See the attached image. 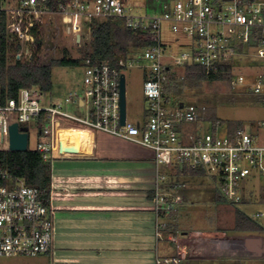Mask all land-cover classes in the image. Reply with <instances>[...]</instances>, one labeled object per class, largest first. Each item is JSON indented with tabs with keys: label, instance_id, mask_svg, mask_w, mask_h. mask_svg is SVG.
Instances as JSON below:
<instances>
[{
	"label": "built area",
	"instance_id": "obj_1",
	"mask_svg": "<svg viewBox=\"0 0 264 264\" xmlns=\"http://www.w3.org/2000/svg\"><path fill=\"white\" fill-rule=\"evenodd\" d=\"M0 11L6 14L7 39L17 46L10 56L17 60L32 58L37 32H45L46 25L56 33L59 29L69 32L79 41L82 26L89 31L93 18L118 16L127 27L144 29L155 38L154 44L120 58L115 66L84 57L80 87L57 101L43 103V92L34 86L21 88L16 97L5 101L0 98V150H9L10 123L17 122L28 132L27 124L33 120L37 128L34 148L45 161L51 162L60 131H103L152 150L156 167L163 164L167 172L202 169L230 203L241 201L242 181L254 171L264 178V136L242 126L228 133L226 125L220 134L218 127L223 125L219 122L205 131L191 130L187 125L206 119V106L172 101L163 95L171 76L175 77L174 67L199 64L215 72L220 65L233 67L248 54L251 65L260 71L253 73L250 90L264 103V0H174L155 15H133L121 0H0ZM164 23L175 34V42L183 36L186 49L165 51ZM134 65L144 69L147 105L141 118L132 121L126 116L121 124L120 78L125 67ZM240 85H245V76L232 75L229 86ZM68 104L83 108L84 113L70 112ZM42 114L47 124L39 127ZM258 124L264 131V119ZM160 173L158 179H164ZM0 178L4 180L0 185V257L51 253L56 226L50 200L45 203L38 188L1 165ZM180 200L178 194L160 192L156 186L152 199L156 217L174 211ZM155 262L184 264L177 256L159 257Z\"/></svg>",
	"mask_w": 264,
	"mask_h": 264
},
{
	"label": "crops",
	"instance_id": "obj_2",
	"mask_svg": "<svg viewBox=\"0 0 264 264\" xmlns=\"http://www.w3.org/2000/svg\"><path fill=\"white\" fill-rule=\"evenodd\" d=\"M54 96L53 101L61 99L57 91ZM64 131L72 130L59 132L50 162L49 200L56 232L45 264H156L157 258L165 256L180 257L184 264H264V223L255 218L257 213L241 209L261 225L258 230L234 229V209L230 226L198 228L192 222L195 218H188L195 210L184 205L183 197L174 211L156 217L154 193H149L160 187L158 173H167L156 167L152 150L141 145L139 150L130 148L109 136L102 145L98 131ZM250 132L264 136L259 124ZM60 135L83 138L81 149H62ZM179 176L172 175L175 186L171 188L180 186ZM245 179L240 202L264 204V196L252 190L245 196ZM200 217L211 216L204 212Z\"/></svg>",
	"mask_w": 264,
	"mask_h": 264
},
{
	"label": "rangeland",
	"instance_id": "obj_3",
	"mask_svg": "<svg viewBox=\"0 0 264 264\" xmlns=\"http://www.w3.org/2000/svg\"><path fill=\"white\" fill-rule=\"evenodd\" d=\"M123 5L133 15H148L151 13L162 12L171 6L174 0H121ZM166 5V7H163ZM161 10V11H160ZM82 38L76 41L75 35L71 33H64L59 31L53 32L50 30L49 25L45 26L44 39H47L50 43V55L59 56L62 48H67L72 57H83L86 48V42L89 40V31L86 26H82L79 32ZM51 37H53L51 39ZM180 41L175 42V34L168 30V23L163 24L162 39L165 43V51L167 53H179L186 49L183 36H179ZM250 50V49H249ZM248 55V54H247ZM243 56L241 60H238L232 67V74L237 76L243 74L245 76V85L230 87L224 80H206L199 84L189 83L186 79L182 78L178 80V77L184 75L183 67H174L173 71L175 78L174 81L177 88L168 92L169 99L172 101H184L194 103L197 105H205L206 110L209 107L210 112L214 113L215 117L220 120H240L242 126L246 131L256 128L258 123L264 119V103H262L259 97L250 90V86L254 81V72H260L258 66H252L248 56ZM262 58H259L261 60ZM264 60V59H262ZM258 70V71H257ZM83 74V65L78 66H53L52 68V88L50 91L42 93V100L49 102L55 100L54 92L60 93L61 98L71 89L79 88L81 85V79ZM125 98H126V116L129 120L135 121L141 118L143 108L147 105V101L143 96V81L145 79L144 69L139 65L125 67ZM67 109L75 114H83L76 105L68 104ZM205 110V111H206ZM206 118V112L204 114ZM215 124V123H214ZM29 137L28 147L34 148L37 140V128L34 121L28 122ZM212 122L208 119L201 121L199 124H189L187 128L191 130H207L212 128ZM222 127H218L220 134L224 133L225 124L222 123ZM98 141L102 145L105 144V137H112L117 140H122L126 146L134 149L141 147L140 145L127 141L123 138L113 136L103 131H98ZM139 150V149H138ZM54 162V160H53ZM138 166L137 163H135ZM164 173H167L164 179H161L160 192H167L168 190L172 196L177 194L180 198H186L185 206L195 210L188 213L195 218L192 222L194 226L198 228H210L216 225L230 226V214L235 207L244 210L249 214L255 215V218L264 223V204L255 201V204L250 206L239 203H230L227 200L214 203L216 185L213 180L205 176H185L181 175L177 178L180 182V186L175 189L171 188L174 184L172 173L167 172L163 168V164L159 165ZM144 189L147 186L142 185ZM176 190V191H174ZM253 191L256 195L264 196V178L257 172L251 174L244 182V194L249 195L248 191ZM209 215L210 219L204 220L200 217L202 213ZM233 216V215H232ZM220 220V221H219ZM48 254H41L38 256H17L12 258L0 257V264H38L46 263V256Z\"/></svg>",
	"mask_w": 264,
	"mask_h": 264
},
{
	"label": "trees",
	"instance_id": "obj_4",
	"mask_svg": "<svg viewBox=\"0 0 264 264\" xmlns=\"http://www.w3.org/2000/svg\"><path fill=\"white\" fill-rule=\"evenodd\" d=\"M6 14L0 11V98L5 101L8 98L16 97L18 91L23 87H37L42 92L50 91L52 88L53 66H78L82 65L84 57L97 60H105L115 66L120 58H127L138 53L147 46L155 43L153 34L146 30L127 27L123 18L109 16L104 18H93L89 23V40L83 57H72L65 47L60 50L59 56L50 55V43L44 39V31L37 32L33 56L29 60L12 59L10 54L17 48L9 43L6 35ZM184 79L189 83L199 84L206 80H224L229 85L232 77L230 65H220L218 71H206L199 64H191L183 67ZM173 75L171 81L163 90V95L168 99L167 94L177 88ZM181 80V79H178ZM45 114L37 121L38 126L47 124ZM206 119L213 124L224 123L228 133L242 126L240 120H220L206 110ZM0 165L10 174L20 177L28 185L39 189L40 195L45 203L50 199V162L42 159L36 148H27L24 151L0 150ZM174 173L185 176H204L202 169L184 168ZM172 173V174H174ZM4 180L0 178V185ZM175 184H172L174 187ZM155 191H151L152 196ZM225 199L215 189L214 201L220 202ZM234 229L236 230H258L261 225L252 217L248 216L241 209L234 208Z\"/></svg>",
	"mask_w": 264,
	"mask_h": 264
},
{
	"label": "water",
	"instance_id": "obj_5",
	"mask_svg": "<svg viewBox=\"0 0 264 264\" xmlns=\"http://www.w3.org/2000/svg\"><path fill=\"white\" fill-rule=\"evenodd\" d=\"M126 117L125 78H120V122L124 123ZM9 150L24 151L28 148L27 127L19 126L17 122L9 125Z\"/></svg>",
	"mask_w": 264,
	"mask_h": 264
},
{
	"label": "bare ground",
	"instance_id": "obj_6",
	"mask_svg": "<svg viewBox=\"0 0 264 264\" xmlns=\"http://www.w3.org/2000/svg\"><path fill=\"white\" fill-rule=\"evenodd\" d=\"M75 133V134H85L80 131H64L62 133ZM61 147L64 150H80L83 145V138L74 137L72 135H60Z\"/></svg>",
	"mask_w": 264,
	"mask_h": 264
}]
</instances>
